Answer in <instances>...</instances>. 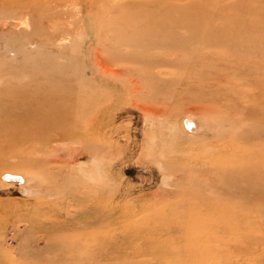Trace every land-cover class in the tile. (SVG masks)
Instances as JSON below:
<instances>
[{
  "label": "rangeland",
  "instance_id": "rangeland-1",
  "mask_svg": "<svg viewBox=\"0 0 264 264\" xmlns=\"http://www.w3.org/2000/svg\"><path fill=\"white\" fill-rule=\"evenodd\" d=\"M197 1L217 4L0 0V264H264V193L222 181L264 151L229 135L253 128L261 84L189 39L127 40L129 19L164 30ZM227 1L213 22L264 16Z\"/></svg>",
  "mask_w": 264,
  "mask_h": 264
},
{
  "label": "bare ground",
  "instance_id": "bare-ground-1",
  "mask_svg": "<svg viewBox=\"0 0 264 264\" xmlns=\"http://www.w3.org/2000/svg\"><path fill=\"white\" fill-rule=\"evenodd\" d=\"M211 1H214V0H211ZM201 2L202 1H197L196 3H194L193 5L187 8L183 7L182 9L179 10L178 16H176L173 20L164 18V21L161 22L162 19H160V24L165 23L167 20L170 21V22L167 21L169 22L168 24H166L167 22L165 23V26L166 25L168 26L167 28L165 27L166 29L164 30H160V29L153 30V29H150L149 27H148V30H146L145 24L147 21L145 22V24H144V21L147 19L144 18L145 19V20L143 19L144 21L141 20L143 18L142 16L140 20L138 19L140 17H137L136 20L134 18H133L134 20L129 19L131 20L129 21L131 22L129 27L133 31V33H130L129 35H131V37L128 35L129 38L127 39V34L129 33L127 32L126 36L124 35L126 38L122 39L123 41L122 40L120 41L125 43L126 41L124 40L127 39L129 43L136 42L137 44L138 38H139L138 35L140 32H144L146 33V35L149 34L150 35L149 37H151L150 38L151 40H155L156 42L157 40H159L158 43L161 44L159 45L162 48H164L163 47L164 45H162V43L166 44L167 46H169V44H172L170 46L175 47L174 45H181L183 40L189 39L190 42L189 44H187V46L190 45L189 48L194 49L195 50L194 52L199 51V50H206V49L215 50L213 53H202L199 51L196 57H198V59L201 62H205L203 59L204 57L207 56V58L214 59L215 61L222 60L225 66H228V64H232L235 73H238V74L246 73L247 75L248 74L251 75V78H254L256 76L258 82L261 84L260 86L261 90H258V91L261 93V95H264V85H262V83H264V16L256 21H252L249 19V21L240 23L237 21H229V20L227 22L225 20L224 22L223 20V22L215 23L212 21V18L214 17V15L217 12L218 14L221 15L222 14L221 10L226 11L225 8L226 6H230V3L227 0H221V1L219 0V2L218 0H215L214 2H216L217 4L215 3L214 4L217 6H214V4L213 6L216 8L218 7V8L214 9L212 5H211L212 7L203 8L201 5H199V3ZM207 6H209V4ZM148 13L151 14V11ZM152 13H155V12H152ZM150 14H148L149 16H147L146 14L147 18L150 17ZM157 15L159 14L157 13ZM157 17H155V20L159 19V17L158 18ZM162 17L164 16L161 14V18ZM187 18H191V19H187ZM137 20L141 22H138ZM153 20L154 19H152L151 22ZM202 21H205V24L203 25L197 24V22H202ZM151 22L150 24H152ZM139 23L141 25L143 24V28L140 27L141 25H139ZM147 24L149 23L147 22ZM163 27L162 28L160 27V28L163 29ZM180 29H184V31H182L183 33L179 32ZM178 47L179 46H177V49L180 48ZM191 49L189 51H191ZM207 66H209V64H207ZM106 69L108 71H112L111 69L110 70L108 68ZM240 76H243V75H240ZM246 85H248V83ZM231 88H232L231 86H228L222 92L218 91L216 93L217 95L220 93L227 94L229 98L231 99V101L234 103L235 101L233 97L234 93L231 90ZM259 92L255 91V93H259ZM236 106L237 104L234 103L233 107H236ZM243 112H242L243 115L248 117V121H249L248 123L251 124L250 126H252L253 128L251 127L252 129H247V130L246 129L237 130V131L235 130L233 133H229V135L231 136L230 138L248 139V138H257V136H264V121H263L264 120V96H262V99H260L257 102L256 106L252 108H247L246 110L243 109ZM189 119H192V118H189ZM229 121L231 123L234 122L232 120H229ZM187 123L190 124L191 122L188 121ZM193 123L194 125H197L196 122H193ZM196 129L200 130L198 125L196 126ZM218 132L220 135L221 132L217 131V133ZM222 133L223 134H221V136L224 134L227 136V132L225 133L224 131ZM223 166H224V169H227L232 172L231 176L222 179V181L229 183L228 186H226V188L231 193L230 196H234L233 198H236L234 191H238L242 193L243 196H250V194L254 191L258 195L259 193H264V151L262 150V148L257 153H253L252 156H245L244 158L240 160H235L233 162H230L229 164L223 163ZM8 178L10 179L13 178L14 180L19 179V177L15 175L6 176V179ZM236 180L244 182L245 188L236 189L235 187Z\"/></svg>",
  "mask_w": 264,
  "mask_h": 264
}]
</instances>
